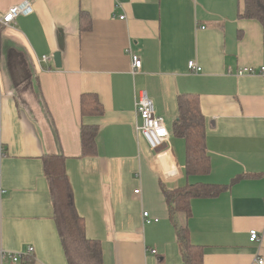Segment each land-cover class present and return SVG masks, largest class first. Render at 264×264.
Returning <instances> with one entry per match:
<instances>
[{
	"label": "crops",
	"instance_id": "0c3cea01",
	"mask_svg": "<svg viewBox=\"0 0 264 264\" xmlns=\"http://www.w3.org/2000/svg\"><path fill=\"white\" fill-rule=\"evenodd\" d=\"M23 1L0 0V18ZM28 1L31 14L0 23V248L24 252L0 264H69L45 174L44 157L56 154L66 157L104 264H186L163 188L193 183L225 187L192 198L190 216H175L202 248V264H258L264 76L238 71L264 66V26L240 15L243 0ZM131 52L143 61L136 74ZM191 60L202 71L192 72ZM143 90L170 135L160 150L137 132ZM182 93L197 95L206 117L205 174H187L186 140L174 131ZM84 95L100 104L96 114L83 115ZM83 124L98 126L95 155H82ZM251 229L261 242L250 241Z\"/></svg>",
	"mask_w": 264,
	"mask_h": 264
},
{
	"label": "trees",
	"instance_id": "16d2710c",
	"mask_svg": "<svg viewBox=\"0 0 264 264\" xmlns=\"http://www.w3.org/2000/svg\"><path fill=\"white\" fill-rule=\"evenodd\" d=\"M240 14L259 20L264 26V0H243ZM94 96L84 95L83 115L96 114L100 104ZM102 112V111H101ZM175 134L186 140V172L188 175L207 173L210 170V155L206 146L207 121L199 98L195 94L182 93L178 96V113L174 126ZM98 126L82 125V155L92 156L97 151ZM66 157L62 154L44 157L45 174L49 182L54 218L62 239L69 264H104L102 243L91 239L86 233L84 218L78 213L74 190L66 171ZM225 187L213 183H193L175 189L163 188L170 217L176 223L181 253L186 264H202L201 247L190 242L189 229L175 220L178 213L191 215V200L196 196H215ZM29 259V258H26ZM25 260V259H24ZM23 261V260H22ZM26 262H23L25 264Z\"/></svg>",
	"mask_w": 264,
	"mask_h": 264
},
{
	"label": "built area",
	"instance_id": "2783aa9c",
	"mask_svg": "<svg viewBox=\"0 0 264 264\" xmlns=\"http://www.w3.org/2000/svg\"><path fill=\"white\" fill-rule=\"evenodd\" d=\"M33 11L34 7L32 5V2L25 0L19 4L11 6L8 11L3 15V17L0 18V23L5 26L11 25L16 21L18 16L29 15ZM121 18H125V15L121 16ZM131 56L132 72L136 74L138 71L141 70L143 61L140 55H138L137 53L131 52ZM51 59V56H43L44 61H49ZM189 68L192 72L195 73H198L203 69L202 66L194 60H191L189 62ZM258 70L259 71L252 67H242L241 69H239L238 74H261L264 76V66L260 67ZM136 111L142 120V123L140 125H137L136 127L138 134L142 135L148 141L152 150H160L168 143L170 135L164 124L163 117L156 114L155 104L148 95L147 91L145 90L141 91L140 96L137 99ZM3 191L4 189L0 187V192ZM135 192L138 193L139 190H136ZM144 215L148 216L149 212H145ZM249 239L251 242H261L262 235L257 229H251L249 233ZM33 250L34 247L31 246L26 250L25 253L30 254L31 252H33ZM152 252H156V249H153ZM8 254V251L3 248H0V256L2 257V259L7 258ZM23 254L24 252L22 251L13 252L9 254V257L12 258L14 261H17L20 257H22ZM257 262L258 264H264V258L258 257Z\"/></svg>",
	"mask_w": 264,
	"mask_h": 264
},
{
	"label": "water",
	"instance_id": "95a60500",
	"mask_svg": "<svg viewBox=\"0 0 264 264\" xmlns=\"http://www.w3.org/2000/svg\"><path fill=\"white\" fill-rule=\"evenodd\" d=\"M54 61L57 67H62V51H56L54 53Z\"/></svg>",
	"mask_w": 264,
	"mask_h": 264
},
{
	"label": "bare ground",
	"instance_id": "6f19581e",
	"mask_svg": "<svg viewBox=\"0 0 264 264\" xmlns=\"http://www.w3.org/2000/svg\"><path fill=\"white\" fill-rule=\"evenodd\" d=\"M8 258H10V257H9V254H8V257L5 258V259H2V257H1V259H2L3 261L7 260ZM21 258H22V257H20L17 261H14L12 258H10V259H11L13 262H18Z\"/></svg>",
	"mask_w": 264,
	"mask_h": 264
}]
</instances>
